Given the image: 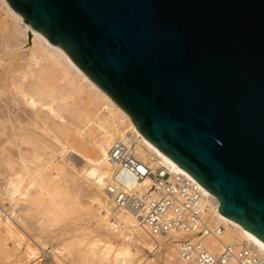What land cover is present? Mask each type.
I'll list each match as a JSON object with an SVG mask.
<instances>
[{"label": "water", "instance_id": "95a60500", "mask_svg": "<svg viewBox=\"0 0 264 264\" xmlns=\"http://www.w3.org/2000/svg\"><path fill=\"white\" fill-rule=\"evenodd\" d=\"M264 245V0H5Z\"/></svg>", "mask_w": 264, "mask_h": 264}, {"label": "bare ground", "instance_id": "6f19581e", "mask_svg": "<svg viewBox=\"0 0 264 264\" xmlns=\"http://www.w3.org/2000/svg\"><path fill=\"white\" fill-rule=\"evenodd\" d=\"M0 27V52H4L0 59V202L8 205L0 207V262L42 264L48 258L52 264H64L59 254L67 246L51 245L58 237L53 225L46 224L55 223L56 212H67L64 204L72 196L67 186L79 183L80 175L91 188L85 213L96 230L121 241L116 248L109 241H79L78 246H85L81 252L88 255L85 263L154 264L153 259L141 257V249L158 253L164 248L165 264H183L175 238L150 237L132 212L115 206L107 192L114 170L109 149L117 139L137 136L140 161L151 160L155 167L190 176L142 138L130 117L61 48L28 27L5 0H0ZM69 153L84 165L77 168L73 161L66 162ZM148 184L146 179L143 185ZM206 219L225 227L217 241L206 242L215 252L225 244L245 243L264 255V245L220 216L216 206ZM35 231L51 239L31 238Z\"/></svg>", "mask_w": 264, "mask_h": 264}, {"label": "built area", "instance_id": "2783aa9c", "mask_svg": "<svg viewBox=\"0 0 264 264\" xmlns=\"http://www.w3.org/2000/svg\"><path fill=\"white\" fill-rule=\"evenodd\" d=\"M140 145V137L128 134L109 149L114 170L107 192L117 208L132 212L150 237L175 238L183 264H264V255L245 243L225 244L219 252L207 246L225 231L206 219L217 201L207 198L193 178L140 161ZM146 179L149 184L143 185Z\"/></svg>", "mask_w": 264, "mask_h": 264}, {"label": "rangeland", "instance_id": "374dc122", "mask_svg": "<svg viewBox=\"0 0 264 264\" xmlns=\"http://www.w3.org/2000/svg\"><path fill=\"white\" fill-rule=\"evenodd\" d=\"M3 57H4V52H0V59H3ZM0 72H2V68L0 69ZM73 156H75V157H73ZM65 158H66L65 159L66 162H68V161L72 162L73 161L74 162L73 164L74 165L76 164L77 168H80L82 165H84L83 160L80 157H78L72 153L67 154ZM82 179L83 178L79 175V183L81 182V184L77 183L78 185H80L79 187L77 186V184L74 183V186L76 185L78 188H76V187L71 188V186L74 187L73 185L67 186V190H69L68 189V187H69L71 189V193H72V196L69 199H67L68 202H65V204H64L65 205L64 208L66 209L65 211H67V212L64 213L63 212L64 210L62 211V213L56 212V216L54 214V216H53L54 218L52 217L55 220V223L54 222L53 223L48 222V224H46V226L49 224L53 225L51 230L53 229L55 235L58 237V238H56V241H52V240H51L52 242L50 241L51 245H57L58 244V246H59L61 244H64L67 246V249L60 248V254H59L60 259L59 260H62V263H64V264H87L84 262V257H85L84 254L85 253L81 252L84 250L83 247H85V246L84 245L78 246L79 241L86 242V243L87 242L89 243L93 240H100L103 242L109 241L111 246H113L114 248L118 247V245L121 243V241L118 237H115L112 235V236L107 238L104 236V232L96 230L95 229L96 225H94L92 220H90L89 217L87 216V214L85 213V210H86L85 207L88 205V200L91 196V191H90L91 188H89L86 181H82ZM83 180H85V179H83ZM87 192H90V193H87ZM3 202H4L3 204H2V202H0L2 204V205H0V207L1 206L8 207L6 202L5 201H3ZM75 206H77V207L75 208ZM74 209H75V211H74ZM76 209H78V211ZM69 212H70V214H68ZM71 212H72V214L73 213L74 214L72 215ZM20 232H21V234H24V232H22V231H20ZM29 236L31 238L32 237H41L45 240L51 239V237L49 235H47L45 233H41V232H36V231L31 233V235H29ZM7 244H8V247H12L10 241H7ZM81 248H83V250ZM133 248H134V245L132 246V249ZM141 250H142L141 251L142 252V256H141L142 258H144L146 260H147V258L153 259L154 264H165L166 256L164 255V248L158 253H151L147 249H141ZM82 253H83V255H82ZM87 256L85 258H87ZM0 264H2V263L0 262ZM30 264H34V263H30ZM42 264H52V263H51L50 259L44 258Z\"/></svg>", "mask_w": 264, "mask_h": 264}]
</instances>
